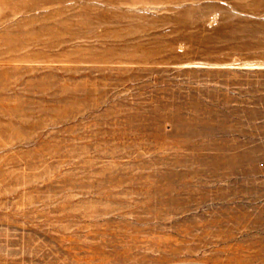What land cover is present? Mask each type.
I'll return each mask as SVG.
<instances>
[{
    "label": "rangeland",
    "instance_id": "1",
    "mask_svg": "<svg viewBox=\"0 0 264 264\" xmlns=\"http://www.w3.org/2000/svg\"><path fill=\"white\" fill-rule=\"evenodd\" d=\"M0 264H264V0H0Z\"/></svg>",
    "mask_w": 264,
    "mask_h": 264
}]
</instances>
